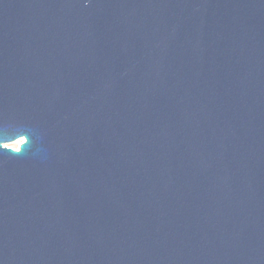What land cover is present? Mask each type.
<instances>
[{
	"label": "water",
	"instance_id": "obj_1",
	"mask_svg": "<svg viewBox=\"0 0 264 264\" xmlns=\"http://www.w3.org/2000/svg\"><path fill=\"white\" fill-rule=\"evenodd\" d=\"M0 264H264V0H0Z\"/></svg>",
	"mask_w": 264,
	"mask_h": 264
},
{
	"label": "rangeland",
	"instance_id": "obj_2",
	"mask_svg": "<svg viewBox=\"0 0 264 264\" xmlns=\"http://www.w3.org/2000/svg\"><path fill=\"white\" fill-rule=\"evenodd\" d=\"M20 143H21V141H16V142H13V143L6 144V146L11 147L13 149H18Z\"/></svg>",
	"mask_w": 264,
	"mask_h": 264
}]
</instances>
